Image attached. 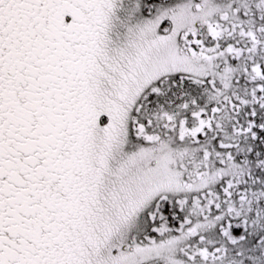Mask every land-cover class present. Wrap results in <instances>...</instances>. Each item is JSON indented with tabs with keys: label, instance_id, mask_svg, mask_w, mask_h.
I'll return each instance as SVG.
<instances>
[{
	"label": "snow or ice",
	"instance_id": "snow-or-ice-1",
	"mask_svg": "<svg viewBox=\"0 0 264 264\" xmlns=\"http://www.w3.org/2000/svg\"><path fill=\"white\" fill-rule=\"evenodd\" d=\"M0 264H264V0H0Z\"/></svg>",
	"mask_w": 264,
	"mask_h": 264
}]
</instances>
